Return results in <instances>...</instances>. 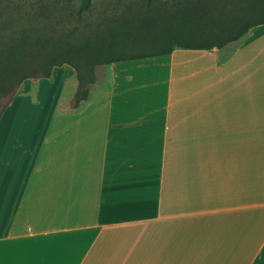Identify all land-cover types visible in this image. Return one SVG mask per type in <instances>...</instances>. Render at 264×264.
Segmentation results:
<instances>
[{
    "label": "crops",
    "instance_id": "0c3cea01",
    "mask_svg": "<svg viewBox=\"0 0 264 264\" xmlns=\"http://www.w3.org/2000/svg\"><path fill=\"white\" fill-rule=\"evenodd\" d=\"M252 35L225 58L227 46L99 66L77 110L70 67L23 81L0 117V264H264V219L229 214L264 207L240 193L264 145V33ZM99 68L110 81L96 88ZM220 173L233 184L211 185Z\"/></svg>",
    "mask_w": 264,
    "mask_h": 264
},
{
    "label": "trees",
    "instance_id": "16d2710c",
    "mask_svg": "<svg viewBox=\"0 0 264 264\" xmlns=\"http://www.w3.org/2000/svg\"><path fill=\"white\" fill-rule=\"evenodd\" d=\"M59 7L26 15L29 26L1 51L0 117L25 80L50 79L53 69L74 70L72 110L89 101L95 69L116 62L167 55L176 49L213 50L237 42L249 31L264 33V0H40ZM161 19L170 23L158 29ZM173 21L186 28L171 26ZM69 22L70 26L65 24ZM14 60V62H11ZM14 65H17L15 67ZM17 68L15 77L4 71Z\"/></svg>",
    "mask_w": 264,
    "mask_h": 264
},
{
    "label": "rangeland",
    "instance_id": "374dc122",
    "mask_svg": "<svg viewBox=\"0 0 264 264\" xmlns=\"http://www.w3.org/2000/svg\"><path fill=\"white\" fill-rule=\"evenodd\" d=\"M40 0H0V53L1 51H5L6 47L12 44L14 39V34L17 30L27 28L28 23L25 22L26 15H29V13L43 11L44 13H47L48 10L53 11H59L60 8H48L47 6H40L37 3ZM96 3H103V0H96ZM167 19H161L158 24V29L167 27L170 23H168ZM66 26H70L69 22L65 24ZM172 27L175 28H186L184 26H187L185 23H179L173 21L171 23ZM243 37H241L238 42H234L227 45L226 52L223 54V58L228 56V53L232 51L238 44H240L243 40H241ZM11 62H14L12 60ZM7 64V58L6 60L0 56V66L1 68L4 67V65ZM17 67V65H14ZM104 68H99L97 70V84L96 88H100L101 86L106 85V83H109V78L105 75V72H103ZM19 70L17 68H12L11 71H4L5 74H9V77H15V72ZM3 71H0V77H2ZM95 87V86H94ZM89 90L92 89L91 86L88 88ZM96 90V89H95ZM222 145H215V147H211L210 152L213 154H218L217 152L221 151ZM255 156L254 160L252 161V172L250 175H246L245 179L247 183L243 184V190L240 192L242 193V199L244 200H251L254 202H257L259 205H264V145L258 144L254 145V153ZM211 163H214V165L211 164V169H223L222 161L221 160H213L211 159ZM221 174V173H220ZM224 177L222 174L219 176V180L214 181L211 177V185L216 187H221L225 184H233V179L230 182H226L224 180ZM249 182L252 183L251 187L248 186ZM223 191V190H222ZM223 193H225L223 191ZM242 213H240L239 209L238 212H234V209H231L229 214H241V215H247V216H256L257 219L263 218L264 219V207H257L254 208V212L248 214V212H244V209H242ZM219 214V213H218ZM227 214V213H222ZM127 232V231H126ZM126 232H119V235H122ZM121 239L114 240V247H120L121 245ZM112 241L107 240L105 241V245L103 248H101L100 252H103L101 256H99L98 262H106V255L105 252L109 250V245H111Z\"/></svg>",
    "mask_w": 264,
    "mask_h": 264
}]
</instances>
